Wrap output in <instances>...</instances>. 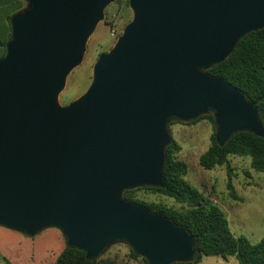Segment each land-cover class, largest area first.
Wrapping results in <instances>:
<instances>
[{"label": "water", "instance_id": "95a60500", "mask_svg": "<svg viewBox=\"0 0 264 264\" xmlns=\"http://www.w3.org/2000/svg\"><path fill=\"white\" fill-rule=\"evenodd\" d=\"M25 1L0 57V227L58 228L89 259L125 242L149 264L191 261L196 237L123 193L165 187L172 120L213 112L222 147L264 138L257 102L208 72L264 28V0H129L132 21L68 105L67 77L116 0Z\"/></svg>", "mask_w": 264, "mask_h": 264}, {"label": "rangeland", "instance_id": "374dc122", "mask_svg": "<svg viewBox=\"0 0 264 264\" xmlns=\"http://www.w3.org/2000/svg\"><path fill=\"white\" fill-rule=\"evenodd\" d=\"M132 19L129 0H116L106 7L103 20L88 39L82 63L67 77L59 95L62 105H68L86 92L93 81V69L99 56L115 46ZM205 115L209 117L213 113ZM215 126L209 118L197 122L172 120L169 124L172 141L181 146L177 157L188 165L186 180L225 212L232 232L258 243L264 236V174L252 166L250 156L230 155L229 165L234 192L239 196L237 199L230 194L225 164L211 170L204 169L199 158L211 146ZM130 190V195L139 202L165 204L177 209L182 207L173 198L143 187ZM66 246L67 240L58 228H48L30 236L0 227V264H54ZM98 258L101 264H144L143 256L125 242L110 246ZM191 264H238V261L235 257L225 260L220 256H204L201 262Z\"/></svg>", "mask_w": 264, "mask_h": 264}, {"label": "trees", "instance_id": "16d2710c", "mask_svg": "<svg viewBox=\"0 0 264 264\" xmlns=\"http://www.w3.org/2000/svg\"><path fill=\"white\" fill-rule=\"evenodd\" d=\"M10 37L6 41H0V57L5 56ZM208 72L223 77L230 85L241 90L247 99L256 101L264 127V28L244 36L229 57L209 68ZM206 116L201 115L193 122L209 118L215 124L214 114ZM215 133L212 135L211 146L200 156L199 163L208 170L225 164L230 194L238 199L239 196L234 192L229 156H250L252 166L264 174V138L249 131H241L234 134L222 147L216 142ZM180 150L181 146L175 140L166 148L165 187L143 188L173 198L182 205L181 209L165 204L139 202L130 195V189L124 191L123 197L133 203L145 205L153 213H163L196 237L197 251L194 258L173 264L199 263L204 256H220L225 260L235 257L238 264H264V236L254 244L247 237L236 236L232 232L225 212L186 180L188 165L178 159L177 153ZM133 255L136 256L134 253ZM142 259L144 264H149L145 257ZM54 264H101V261L99 258L89 259L85 251L67 245Z\"/></svg>", "mask_w": 264, "mask_h": 264}, {"label": "crops", "instance_id": "0c3cea01", "mask_svg": "<svg viewBox=\"0 0 264 264\" xmlns=\"http://www.w3.org/2000/svg\"><path fill=\"white\" fill-rule=\"evenodd\" d=\"M25 5V0H0V41L9 39L12 33L11 18Z\"/></svg>", "mask_w": 264, "mask_h": 264}]
</instances>
